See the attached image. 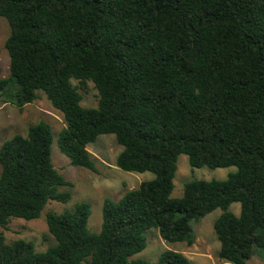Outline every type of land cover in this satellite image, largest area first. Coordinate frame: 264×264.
<instances>
[{"label":"trees","instance_id":"16d2710c","mask_svg":"<svg viewBox=\"0 0 264 264\" xmlns=\"http://www.w3.org/2000/svg\"><path fill=\"white\" fill-rule=\"evenodd\" d=\"M0 16L10 25L0 102L22 110L43 91L65 119L58 145L72 165L99 172L88 146L113 133L123 146L117 166L153 174L104 199L98 233L86 201L46 213L56 239L46 250L0 230V264H192L172 249L156 263L132 256L152 227L194 244V224L217 208L219 257L247 264L258 247L264 264V0H0ZM73 78L93 82L96 106L82 105ZM53 142L40 120L1 144L0 228L72 199ZM181 153L192 167L237 169L187 181L172 197Z\"/></svg>","mask_w":264,"mask_h":264},{"label":"rangeland","instance_id":"374dc122","mask_svg":"<svg viewBox=\"0 0 264 264\" xmlns=\"http://www.w3.org/2000/svg\"><path fill=\"white\" fill-rule=\"evenodd\" d=\"M9 34V22L5 17L0 16V78L8 76L10 72V56L5 48ZM72 83L79 87V91L83 95L82 105L96 106L98 95L93 82L89 81L82 85L78 79L73 78ZM40 120L49 122L53 128L52 160L66 180L72 183V185L63 187V189L72 192V199L66 203L50 200L38 218L27 220L20 217H10L6 227H1L0 230L4 233L7 242L25 239L31 241L38 251H43L56 244V239L50 233L46 222L48 211L61 214L72 209L76 202L86 201L91 206L89 229L91 232L98 233L102 227L104 199L119 200L127 190L139 186L142 181L152 178L153 174L149 171H126L117 166V157L123 146L113 133L99 135L88 146L99 172L72 165L69 157L61 151L58 145V135L65 126V119L62 113L52 106L43 91H39V97L26 104L22 110L13 104L0 102V146L5 140L17 133L26 134L28 127ZM236 169V166L192 167L188 155L181 153L178 158V169L171 196H181L187 181L224 179ZM230 210L239 215L241 212L240 202L232 203ZM221 212L222 209L217 208L194 224L196 240L192 245H188L186 242L165 241L157 228H149L145 231L147 246L141 252L133 255L132 258L146 259L156 263L163 250L172 249L183 252L192 264H233L219 257L221 243L213 224ZM247 264H263V253L260 248L254 249V254L247 260Z\"/></svg>","mask_w":264,"mask_h":264}]
</instances>
